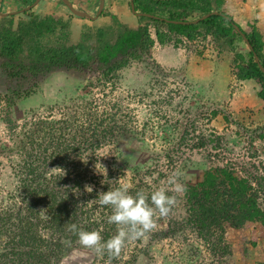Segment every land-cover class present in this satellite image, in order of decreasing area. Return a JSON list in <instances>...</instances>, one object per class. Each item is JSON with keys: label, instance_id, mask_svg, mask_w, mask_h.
Listing matches in <instances>:
<instances>
[{"label": "rangeland", "instance_id": "obj_1", "mask_svg": "<svg viewBox=\"0 0 264 264\" xmlns=\"http://www.w3.org/2000/svg\"><path fill=\"white\" fill-rule=\"evenodd\" d=\"M53 14L73 15L63 6H58ZM15 19L18 20L17 17ZM239 25L248 29L245 23ZM68 28L72 30V25L68 24ZM79 38L74 33L71 41L76 42ZM201 40L204 43L200 47L181 50L185 59L197 55L200 61L213 60L208 63L211 72L207 71L204 75L201 71L203 66L184 60L182 64L172 68L161 67L149 59L135 61L118 72V79H114L121 89L141 93L144 97L149 93L152 97L154 104L147 111L125 100L118 101L119 107L113 105L107 110L105 108L106 111L103 107H98V103L94 104L92 92L95 88L106 91L103 81L105 77H101L99 71L85 70L80 76L62 71L53 72L34 93L20 98L13 96L9 90L13 84L0 71V97L7 101V114L0 116V208L11 203V194L18 197L15 192L17 179L14 173L23 157H44L39 156L36 151L42 153V142L49 138H45L46 132L50 131L57 136L59 131L56 132L55 129L59 130L67 122L64 120H68V115L72 126L81 127L79 137H82L88 127L97 125V131L89 129L88 133H98V148L80 150L82 160L92 164L93 171L97 172L95 175L94 172L88 174L91 178L85 179L84 191L88 185L93 187L92 192L96 194V190L101 191V187L104 189L107 186L111 190L122 182L131 186L132 195L143 189L149 194L150 203L151 192L166 187L168 177L176 170L183 173L180 179L182 184L191 185L201 181L204 170L212 167L207 159L197 157L196 154L188 155L190 157L176 156V141L182 134V140L187 137V121L190 122L196 113L208 109L211 110L212 128L218 131L229 123L228 118L216 123L219 114L232 116L235 126L242 125L240 120L243 116V111L236 108L237 113H231L230 102L235 97L234 92L236 93L234 86L240 90V85H237L239 79L235 76L233 52L227 47L220 48L211 41L203 38ZM236 44L243 51L244 44L240 39L237 38ZM170 50L172 49H156L154 60L157 61L160 57L161 60L173 62V53ZM225 58L229 60L230 81L234 86L229 88L231 92L226 101H219L216 96L225 94L219 89L216 91V87L220 85L218 79L222 80L224 77L221 71L223 67H227L226 62L221 61ZM114 82L111 80L112 89L108 91L109 95L114 90ZM113 98L116 99V96ZM256 103L260 106L262 101L257 98ZM46 107H58L66 114L55 113L54 118L47 119ZM136 113L139 117L135 116ZM258 118L264 119V113H259ZM109 123L114 127L109 128L110 132L105 137L104 131ZM257 123L261 124V121H256L254 126L264 130V123ZM70 136L67 133L62 139ZM54 144L55 142L52 143ZM46 153L48 155L50 151ZM46 173L54 175L56 171L49 169ZM91 193L86 191L85 195L90 201L96 199L99 192L90 196ZM187 202L185 193L178 195L172 213L166 218L158 219L156 229L145 237L129 243L117 259L118 263L126 264L128 259V264L264 263V225L260 221H247L242 226L235 227L228 219H222L220 224L210 228L209 233L200 235L189 222ZM99 211L103 214L100 222L107 221L106 217L111 214L110 207L104 206ZM260 212L264 215L261 210ZM222 247H227V250L223 252ZM77 255L61 259L59 264H87L84 258L80 257L78 260ZM105 259L106 256H97L93 264H104Z\"/></svg>", "mask_w": 264, "mask_h": 264}, {"label": "trees", "instance_id": "obj_2", "mask_svg": "<svg viewBox=\"0 0 264 264\" xmlns=\"http://www.w3.org/2000/svg\"><path fill=\"white\" fill-rule=\"evenodd\" d=\"M224 2L133 0L135 11L155 17L137 16L138 25L129 27L113 15L107 29H98L95 36L82 33L76 42L70 41L68 23L60 16L48 14L41 18L27 12L29 17L17 21L15 26L13 19L2 17L0 71L13 84L9 89L13 96L20 98L34 93L56 71L80 76L90 69L99 71L101 77L118 79V72L133 62L150 60L155 45L177 47L181 37L190 41L209 37L212 43L233 52L235 76L256 81L257 95L264 102V73L254 61L256 54L264 67V40L256 26L251 24L250 29H243L225 12ZM213 11L217 13L197 23L173 22L191 21ZM234 25L243 31L250 48ZM237 38L244 44L243 51L238 49ZM110 127L106 126L105 137ZM62 128L73 130L69 140L62 139L63 131L58 137L47 131L45 138L49 139L43 153L48 150L50 153L46 157H23L15 169L18 197L11 194V203L0 208V264H59L73 254H78V260L81 257L87 264H93L98 255L81 247L67 226L74 223L86 231L101 230L105 241L116 232L114 225L100 222L103 214L99 208L103 207L96 199L90 201L85 197L83 183L91 178L89 173L97 172L80 157L81 143L90 150L98 148V133H88L89 129L97 131V125L88 127L82 137L78 133L81 127L78 130L65 122ZM49 169L56 173L49 175L46 173ZM185 185L189 222L200 235L209 233L222 219H228L235 227L256 220L264 225V215L248 195L246 180L238 179L229 169L209 167L201 181ZM100 190L96 191H108L107 186ZM96 194L92 192L90 196ZM221 250L225 252L227 247ZM111 264L119 263L114 259Z\"/></svg>", "mask_w": 264, "mask_h": 264}, {"label": "built area", "instance_id": "obj_3", "mask_svg": "<svg viewBox=\"0 0 264 264\" xmlns=\"http://www.w3.org/2000/svg\"><path fill=\"white\" fill-rule=\"evenodd\" d=\"M181 44L179 45L182 49H195L200 47V44L204 42L201 39L188 40L185 37H181ZM206 40L211 41L208 37ZM212 43V41H211ZM105 81L106 91H98V87L92 92L94 104L98 103V107H103L104 111L107 108L116 105L118 106L121 100L129 101L130 104H134L138 107L145 108L151 107L154 104L152 97H144L141 93H134L133 91L123 90L119 83L113 78H103ZM111 80L115 83L112 94H108L109 90L112 89ZM106 93V95H105ZM105 95V96H104ZM116 96V99L113 97ZM102 103V104H100ZM7 101L4 97H0V116L3 113L7 114ZM119 107V106H118ZM46 118H54L55 113L66 114L63 109L58 107H46ZM106 108V110H105ZM223 112L225 109L221 108ZM211 110L205 109L201 112L196 113L191 121H187L185 127L187 128L186 138L182 140L183 134L176 141V156L177 157H190L188 155L196 154L197 157H203L207 159L208 163L212 167L227 168L232 171L233 175L238 179H245L248 185V195L250 194L257 207L264 213V130L262 127H256L254 124H243L234 125L231 119L229 123L222 126L221 129L216 131L212 128L211 121ZM67 116V115H66ZM138 116V113L135 115ZM67 123L70 124L69 115L66 117ZM53 124V123H52ZM55 125V123H54ZM53 125V126H54ZM109 125L113 126L112 123ZM260 125V124H259ZM114 127V126H113ZM76 128V127H74ZM100 128V127H99ZM215 128V127H214ZM55 129V128H54ZM79 130V128H77ZM56 132L63 130L64 135L69 133L72 135L70 128L55 129ZM78 134V133H77ZM48 135V134H46ZM49 137V136H48ZM71 137V136H70ZM68 137V140L70 139ZM40 139V138H39ZM49 138L44 139L42 142L43 149L47 146ZM78 139V138H77ZM40 146V145H39ZM83 148L87 146L81 143ZM36 151L39 156H47V153ZM90 150L88 147L86 148ZM49 153V150H48ZM166 154H169L168 152ZM173 156V154H172ZM170 158V157H168ZM204 159V160H205ZM114 180V179H113ZM116 181V180H115ZM115 188V187H114ZM249 195V196H250Z\"/></svg>", "mask_w": 264, "mask_h": 264}, {"label": "crops", "instance_id": "obj_4", "mask_svg": "<svg viewBox=\"0 0 264 264\" xmlns=\"http://www.w3.org/2000/svg\"><path fill=\"white\" fill-rule=\"evenodd\" d=\"M30 2V4L25 5L24 2H16L14 0H0V13H11L13 15L0 14V18H11L14 20L15 23L19 20L25 21L30 12L33 15L43 18L45 15L51 14L54 15V11L58 8V6L65 7L64 3L60 0H38L37 3L32 4L33 0H25ZM35 1V0H34ZM73 6L81 11H84L92 16L89 17H77L75 15H58L62 17L64 20L67 21L68 24L72 25V30H69L70 33V41L71 37L74 33H76V37H79L82 33H89L95 36V33L98 29H107L112 20V16L115 15L118 20L129 27H135L138 25V19L136 14L132 13L129 9V1L130 0H104L103 7L101 11L98 13L100 0H69ZM223 9L228 14L232 15L234 20L239 23H245L246 27L250 29V25H254L260 31L262 38L264 40V0H224ZM62 2V3H61ZM34 3V2H33ZM61 3V4H59ZM31 5V7H30ZM17 8L15 12H9V10H13ZM62 8V7H61ZM228 10H231L228 11ZM28 12V13H27ZM234 12V14H232ZM55 16V15H54ZM18 18L16 21L15 18ZM69 29V28H68ZM244 29V28H243ZM164 49L169 48L171 53H173V62L168 60H154L153 54L156 49ZM180 46L174 47L171 44L167 45H155L152 49L151 58L153 62L158 64L164 68H172L173 66H178L182 64L183 60L186 62L192 61V63L200 64L203 66L201 68L202 74H206L207 71H210V61H206L207 59H201L197 55H191L189 58L185 59L183 56V51ZM219 60V59H218ZM221 61L226 62L225 65L227 67H223V79H218L220 85L216 87V91L219 89L225 94H218L216 96V100L219 101H226L228 98L227 95L229 94L230 87L234 86L233 82L231 83V70L229 69V60L227 58L222 59ZM209 63V64H208ZM209 70H208V68ZM2 74V73H0ZM211 74V73H210ZM234 74V73H233ZM50 77V76H49ZM47 77L45 80H47ZM54 76H51V78ZM43 80V81H45ZM197 81V80H195ZM44 85V84H43ZM237 85H240V90L236 88V93L234 92V99L230 102L231 106V113H237L236 110L243 111L242 113V122L243 124H254L256 121L260 120V125H263L264 119L258 118L259 113H264V102L258 97L257 92L259 89V84L254 80H239ZM230 88V89H229ZM260 99L262 101L261 105L259 106L256 103V99ZM263 110V112H262ZM231 114V115H232ZM225 117L223 114H219L216 118V123H220L222 121H226L227 118L229 121L232 119V116L226 115Z\"/></svg>", "mask_w": 264, "mask_h": 264}, {"label": "clouds", "instance_id": "obj_5", "mask_svg": "<svg viewBox=\"0 0 264 264\" xmlns=\"http://www.w3.org/2000/svg\"><path fill=\"white\" fill-rule=\"evenodd\" d=\"M106 172V171H105ZM183 173L174 171L167 180L166 187H160L150 194L143 189L135 195L130 192L131 186L120 183L108 191L99 192L96 203L101 207L108 206L111 214L107 216V224L114 225L116 232L106 241L101 230L86 231L76 224H69L67 231L77 237L78 244L103 258L108 259L105 264L118 259L125 247L138 238L145 237L157 227V220L168 217L177 203V196L186 192V185L180 183ZM88 193L92 186H85ZM172 192V195L168 193Z\"/></svg>", "mask_w": 264, "mask_h": 264}, {"label": "water", "instance_id": "obj_6", "mask_svg": "<svg viewBox=\"0 0 264 264\" xmlns=\"http://www.w3.org/2000/svg\"><path fill=\"white\" fill-rule=\"evenodd\" d=\"M61 1L64 3V5L68 8V10L73 15H75L77 17H89V18H92V16L89 15L88 13H86L84 11H81L80 9H77L76 7H74L69 0H61ZM37 2H38V0H35L34 3H32V4H35ZM103 2H104V0H100V6H99L98 13L101 11V9L103 7ZM30 7H31V5H30ZM130 10H131L132 13H134V14H136L138 16L143 15V16H146V17H155L154 15L149 14V13H143V12H137V11H135L133 0H130ZM212 13H217V12L213 11L211 13H207V14L202 15L201 17H199L197 19H194V20H191V21H173V22H175V23H183V24L197 23L199 20H202V19L208 17ZM2 14L6 15L7 13H2ZM234 27H235L236 31L243 38V40L246 43V45L250 48L251 45L249 44V41H248L247 37L245 36V34L243 33V31L237 25H234ZM254 61L257 63V65L261 69V71L264 73V67L261 65V63L259 61V57L256 54H254Z\"/></svg>", "mask_w": 264, "mask_h": 264}, {"label": "flooded vegetation", "instance_id": "obj_7", "mask_svg": "<svg viewBox=\"0 0 264 264\" xmlns=\"http://www.w3.org/2000/svg\"><path fill=\"white\" fill-rule=\"evenodd\" d=\"M14 1H16V2H18V1H19V2H21V3H22V2H24L23 0H14ZM33 2H34V0L32 1V3H33ZM61 3H62V2H61ZM65 7H66V6H65ZM16 10L18 11V9H17V8H15V9H13V10H9V12H15ZM10 14H11V13H9V14H6L5 16H7V15H10ZM11 15H13V14H11Z\"/></svg>", "mask_w": 264, "mask_h": 264}]
</instances>
